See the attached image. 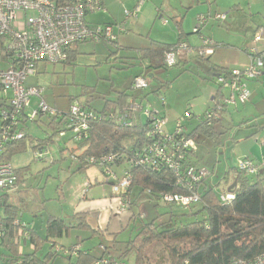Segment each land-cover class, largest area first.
<instances>
[{
  "label": "rangeland",
  "instance_id": "1",
  "mask_svg": "<svg viewBox=\"0 0 264 264\" xmlns=\"http://www.w3.org/2000/svg\"><path fill=\"white\" fill-rule=\"evenodd\" d=\"M149 1H153L155 6L165 12L164 18L169 23L168 27H163L157 20L154 30H149V33L152 31L151 35L154 36L163 34L167 41L173 43L177 36L176 27L171 19L174 16H170L169 12L172 7L178 11V20H186L182 29L184 34L188 35L186 39L188 38L194 47L199 45L194 29L201 15L212 16L202 34L205 38L211 39L217 48L221 47L217 43H224L227 46L243 49L245 42L250 43L253 40L257 27L264 26V0H191L194 2L193 6L186 4L188 0H145L146 3ZM108 2L106 9L103 8L102 11L88 16L89 23L103 22L110 18L116 19L118 24H121L126 19L125 11L133 10L138 0H108ZM254 4L261 6L260 12L255 9ZM216 14H225L227 21L216 22L213 19ZM196 15H198L197 19H195ZM129 22L128 34L134 41L133 44L138 47L142 43L145 44L146 38L135 37L137 31L131 27V21ZM122 36L119 38L118 46L93 42L77 45L78 56L73 63L41 64L37 74L27 79L26 86L43 88V100L46 104L63 114L70 111L74 102L100 112L107 101L117 99L119 92H127L130 100L145 108L151 104L156 111L166 117L169 120L168 131H174L177 121L187 113L192 115L191 119L183 123V130L187 135L191 134L199 124L205 123L206 113L215 108L212 98L216 90L214 84L209 81L208 58L201 59L198 56L190 64L178 63L174 67L163 66L157 60L151 67L148 65L144 67L140 60H137L136 52L131 48L132 43ZM189 47L192 48L190 45ZM233 50L238 51L234 48ZM226 54L231 56L232 53ZM220 57L227 58L224 54ZM213 61L216 62L215 59ZM2 69L6 67L0 62V70ZM136 76H143L150 81L148 89L137 91L133 89L132 83ZM222 93L226 96L228 92ZM37 101L38 98H32V107ZM243 115L239 117L233 114L232 122H229L230 130L222 136L214 133L196 135L198 150L200 149L198 154L201 158L198 166L214 175L210 179L211 182H217L215 187L218 193L228 190L226 184H221L219 178H223L230 169L238 167L242 160L249 159L258 168L264 165L261 161L262 153L259 145L264 140V135H259L256 141L259 143H256L252 137L256 132L251 126H246V123L250 122L244 123ZM142 121L145 122V119ZM48 122V116L42 117L37 123L27 122L24 131L27 135H31L32 139L44 140L53 135ZM221 123H227V120L223 119L216 125L221 127ZM259 125L264 128V123ZM255 126L258 127V124ZM71 135L68 133L65 139L55 135L54 142L46 147L52 154V163L37 162L34 159V151L29 144L30 138L27 139L29 145L27 150L13 156L11 164L16 170L26 168V189H22L20 193L25 198L23 206L20 204L22 223L30 229L31 225L33 227L35 225L41 235L45 236L46 224L50 217H59L67 224L76 225L78 220L74 219L75 215L86 214V222L90 229H71L68 236L57 240L56 243L71 247L80 242L84 250L90 251L93 256L107 251V256L116 259L124 255V251L129 248L123 261L136 264L138 254L136 240L144 226L165 222L168 219L166 214L171 210L183 213L190 210L171 207L150 199L148 195H143L139 199H133L134 203L125 213L116 216L117 214L112 210L117 204L113 198L112 183L105 182V175L97 166L81 170L82 164L75 161L73 156H80L82 151L71 141ZM126 167L123 165L121 172ZM114 170L120 173L118 167ZM232 176L231 174L230 177ZM255 178L249 177L251 181ZM81 187V196L78 197ZM197 208L198 205L193 209ZM51 246L50 243L44 244L39 256L43 257L47 254ZM194 246V242L187 240L157 241L146 250L143 264H169L171 262L169 249L187 251ZM55 264H67V262L59 258Z\"/></svg>",
  "mask_w": 264,
  "mask_h": 264
},
{
  "label": "built area",
  "instance_id": "2",
  "mask_svg": "<svg viewBox=\"0 0 264 264\" xmlns=\"http://www.w3.org/2000/svg\"><path fill=\"white\" fill-rule=\"evenodd\" d=\"M140 5L133 11H125L126 22L121 24L91 25L88 16L102 11L103 0H0V39L6 49L12 54L6 69L0 70V195L19 189L16 169L10 162L2 160V156L9 144L19 142L25 138L23 127L27 122L34 123L41 117L65 118L67 129L59 134L61 139L71 133V141L79 144L88 139L90 123L99 120H110L123 126H131L134 120L143 115L148 121L147 144L141 149L126 154H113L100 158H82L73 156L81 164L99 167L105 175V182L112 183L113 198L116 208L112 210L120 216L130 208L126 196L132 184L129 171L117 173V164L127 163L130 167H142L153 173L163 169L173 170L177 176L176 185L183 189V194L164 193L161 196L164 204H174L184 208L199 205L202 196L199 188L208 179L210 173L202 168L184 165L189 156L198 150L196 137L186 134L183 123L192 118L187 113L177 121L176 129L168 131L169 120L156 111L151 104L143 107L133 101L122 112L113 111L98 113L90 107L74 102L66 114L50 108L43 100L44 89L40 86L29 88L26 81L37 74L41 64L60 65L68 61V52L74 46L93 43H105L118 46L119 36L127 31V20L137 17ZM212 16L198 17L195 34H201L203 28L211 21ZM215 21L224 22L225 14H216ZM263 36V30L257 34V43ZM203 45L197 49V55L209 58L216 44L208 38L202 37ZM191 52L186 43L179 44L175 50L167 53L164 66L174 67L180 56ZM229 77L219 76L217 83L230 90V96L223 98L215 108L206 113V121L220 120L221 114L231 104H245L249 101L251 92L248 83L258 80L264 72V51L254 49L251 63L242 69L231 70ZM150 81L143 76L135 78L133 89L146 90ZM10 94V97H9ZM32 98H38L32 107ZM81 155V154H80ZM37 162L52 163L53 157L48 148H41L34 152ZM119 168V167H118ZM248 177L259 174V168L249 159H244L237 167ZM236 194L223 192L219 194L221 203L228 204L235 200ZM20 225V221L15 222ZM25 227V226H24ZM2 227L0 225V237ZM77 246L76 249H79ZM75 249V250H76ZM68 253V252H67ZM95 264H128L123 260L113 259L102 255ZM183 264H191L189 261ZM230 264H264V253L252 260L233 259Z\"/></svg>",
  "mask_w": 264,
  "mask_h": 264
},
{
  "label": "trees",
  "instance_id": "3",
  "mask_svg": "<svg viewBox=\"0 0 264 264\" xmlns=\"http://www.w3.org/2000/svg\"><path fill=\"white\" fill-rule=\"evenodd\" d=\"M55 1L58 2L59 0ZM178 31L181 40L183 34H181L180 28ZM181 43L183 42L167 45L152 42L150 48L139 50L141 56L139 59L149 60L150 65L157 60L164 62L165 55L175 50ZM77 56L76 46H74L69 50L68 61L65 64L73 63ZM12 57V54L6 49L4 41L0 39V62H10ZM210 69L212 80L215 79V76L229 77L231 74L230 70L216 66H212ZM131 102L130 95L127 92H122L118 94L116 100L107 101L100 112L95 111L103 114L116 111V109L123 111ZM2 105L0 104V109L3 108ZM144 119L145 122L142 121ZM219 121L201 123L190 135L196 137L199 133L218 134L215 125ZM37 122L38 120L35 121V123ZM67 124L65 118H49L48 127L53 130L52 136L44 140H35L25 132L23 140L7 146L2 160L11 163L13 156L26 151L29 146L28 138H30V148L34 152L48 147L54 142L55 135H59L67 129ZM147 128L149 129L148 121L143 115H139V118L134 120L131 126H123L106 119L93 121L90 123L88 139L79 144L78 149L82 151L80 156L82 158H100L113 154L131 155L147 144ZM196 156L197 153L187 158L184 169L186 166L201 168L197 164ZM117 165L121 174L124 171H129L132 176V184L126 194L130 206L134 203L133 199H139L143 195H148L150 199L162 202L161 196L164 193L183 194L185 192L176 185L177 176L173 170L163 169L153 173L142 167H130L127 163ZM123 165L127 167L121 172ZM90 166L94 165L82 164L81 170ZM16 173L18 184L22 185L26 179V168L18 169ZM231 174L237 180L236 198L228 204L221 203L219 199L221 193L217 192L216 187L209 186L206 181L198 190L202 196V201L196 210L193 209L194 207L184 208L174 204H166L190 211L183 213L171 210L166 214L168 219L165 222L144 226L136 240L138 254L135 263L143 264L146 250L155 242L166 240H187L195 243V246L187 251L169 249L171 260L169 264H183L186 261L191 264H230L235 258L252 260L264 253V181L259 179L258 175L253 176L256 178L251 181L245 173L236 167L230 169L225 176L226 185H229ZM9 197L8 193L0 195V225L2 227L0 264H55L59 258L65 259L67 264H95L96 260L102 256L95 258L90 251H85L81 247L76 249L77 246L64 250L62 248L54 249L56 248V241L68 236L71 229H90L86 222V214L75 215L74 219L78 220L76 225L67 224L65 220L50 217L46 224L45 236H42L36 228H27L24 233L26 232L28 237L21 239L19 237L21 227L15 224L17 220L19 221V212L17 207L10 202ZM21 240L23 241L21 242ZM46 243H50L52 246L49 252L41 257L39 252ZM27 244L32 246L33 250L23 248L24 250L21 251L22 246L25 247ZM129 250V248L126 249L124 255L117 259L123 260ZM106 257L109 256L106 255Z\"/></svg>",
  "mask_w": 264,
  "mask_h": 264
},
{
  "label": "crops",
  "instance_id": "4",
  "mask_svg": "<svg viewBox=\"0 0 264 264\" xmlns=\"http://www.w3.org/2000/svg\"><path fill=\"white\" fill-rule=\"evenodd\" d=\"M108 3H109L108 0L107 1L103 0V4H104V8L105 9L107 8ZM186 4H189V5L193 6L194 2H192L191 0H188L186 2ZM139 5L141 7H140V11H139L137 17L127 20L126 26H127V31L128 30L129 31L128 32L126 31V33L121 34L119 36V38H120L123 35L122 38H124V39L128 38V41H130V43H132V47L131 48L135 50L136 55H137V60L141 57L139 55V50L150 48L152 42H157V43H162V44H167V45H174V44H177L178 42L181 41L183 43L189 44L193 49L191 48V52H185V53H183L180 56L179 62H178L180 64H190V63H192L194 58L198 57L197 49L203 45L202 37L204 35L202 33L201 34H197L198 39H199V45H198V47H194L189 42V39L188 38L186 39V36H188V35H185L184 32H183V29H182V26L184 28L186 20H183V19L178 20V18H179L178 14H177L178 11L175 8L172 7V8L169 9L170 16H174L171 19L173 20L174 26L176 27L175 29H176L177 38H176V41L173 43L172 41H167V39L163 36V34L156 35V36H154L153 34L151 35L152 31L154 30V26L157 23V20H159L161 22V25L163 27H168L169 26V23L164 18L165 12H163L161 8L155 6L153 1H149V2L146 3L145 0H138V3L134 7L133 10H135ZM254 7H255L256 10H258V12H260L259 11L261 9L260 5L258 6L257 4L256 5L254 4ZM133 10H131V11H133ZM197 17H198V15L195 16V19H197ZM129 21H131V27L134 28L137 31V35H135V37H139V38H142V39L146 38L145 39L146 40L145 44L142 43V45H140L139 47L136 46V44H133L134 41H132V39L129 38L130 34H128V33H130V29L128 28L129 25H130ZM225 21H227V19ZM93 22H95V23L91 24V22H90V24L91 25H96V24H118V21L116 19L113 20V19H110V18L107 19V21H103V22H99V21H93ZM124 22H126V19H125ZM216 22H219V21H216ZM183 23H184V25H183ZM178 28H180L181 34H183L181 36L182 37L181 40L179 38ZM204 28H203V30H204ZM263 28H264V26L257 27V29H256V31L254 32V35H253V40L250 43L249 42H245L243 44V46H244L243 49H241L239 47L227 46L224 43H217L218 45H221V47L217 48V46H216L217 49L215 48L216 50L214 49L213 54L207 59V62H208V65H210V68L212 66H216V67L231 71V70H236V69H242V68H245L246 66H248L251 63L252 51L254 49H257L260 52L264 51V29ZM149 30H152L151 33H149ZM203 30H202V32H203ZM261 30H263V36H262L261 40L259 42H257V43L253 42L255 37L257 36L259 31L261 32ZM131 31H132V29H131ZM219 40H224V39H219ZM233 48L235 50H238V51L235 52L233 50ZM227 52L228 53H232L231 56H230V54H226ZM223 54H224V56L226 55L227 58H225V57H224V59L221 58L220 55H223ZM229 56H230V58H229ZM214 59L216 60V62H214V61L212 62V60H214ZM140 62H141V64L144 67H146L147 65H148V67L152 66V65H150V61L149 60H140ZM160 62L164 66L163 60H161ZM2 63L7 68L8 62H6V63L2 62ZM145 63H148V64H145ZM210 68L208 70L209 81L212 82L214 84L215 88H216V90L214 89L215 90L214 91L215 95L213 96L212 101H214V104L217 105V103L220 102L223 98H228L230 96V90L228 88H223V87L219 86V84L217 83V80H216L217 78L216 77H215L214 80H212V76H211V73H210V70H211ZM139 73H140V71H139ZM248 88H249V90L251 92L250 101L245 103V104L236 103V104H231L230 106L226 107L225 112H223L221 114V118H220L219 122H221L223 119H225V120H227V123H221V127H219L218 125H215L216 126L215 127L216 132L218 133L217 135L222 136L224 133H226L228 130H230L231 124L229 122H232L233 114H235V115H237L239 117H240V115L244 114L243 115L244 123L250 122V123H246V126L247 127L251 126L252 129L256 132V134L252 135L253 140L255 142L257 141V138H258L259 135H264V128H263V126L259 125V123H264V72H263L262 76L258 80L249 82L248 83ZM223 91L228 92L226 96L222 95ZM119 93H122V92H119ZM9 97H10V94H9ZM117 97H118V95H117ZM131 101L133 102L134 100H131ZM0 104L2 105L1 100H0ZM232 107L235 108V109L233 110ZM116 111H119V109H116ZM255 124L256 125L258 124V127H256ZM196 128L194 130H196ZM170 132H172V131H170ZM256 143H259V142H256ZM259 145H260L261 153H262L261 161L263 162L262 164H264V140ZM199 151H200V149L197 150V152H196L197 156L195 157L196 161H197V164H199L200 159H201L199 157V154H198ZM212 175L213 174L210 173V175L208 176V179L206 180V183L209 186H211V187H215V186H217V182H215V181L211 182L210 178L214 177V175L213 176ZM225 176L223 178H219L221 184L222 183L225 184V181H224V179L226 178ZM263 176H264V165L259 168L258 178L263 180V178H264ZM25 178H26V174H25ZM235 180L236 179H235L234 176L230 177L229 185L233 184ZM25 181H26V179H25ZM84 185H82V187ZM229 185H226V186L228 187ZM82 187L79 189V192L81 191ZM24 188H25V182L22 185L19 186V189L17 191L8 193V195L10 196L9 197L10 198V202L12 204H14L17 207V209H18V212H19L18 213V219H19V221L21 223V226L22 225L25 226V227L22 226L21 229L19 230V237H21V239L22 238L24 239V238L28 237L27 233L26 232L24 233V231H26L27 228L29 229V227H27L21 221L22 211H21L20 204H22V206H23V204L25 202V198L20 193L23 190L26 189V188L25 189ZM81 192L78 193V197L81 196ZM85 196H87V195H85ZM52 217H55V216H52ZM55 218H59V217H55ZM59 219H61V218H59ZM62 220H64V219H62ZM33 225H34V223H33ZM30 227H31V229H35L36 228L35 225H34V227L31 225ZM59 240H62V239H59ZM22 241L23 240H21V242ZM75 246H80L84 250V248H83V246H81L80 242H78L77 245H75ZM75 246L73 245L71 247H65L63 245L61 246V245L56 243V249L58 248L57 250H59L60 247H62L64 249H69V248H74ZM23 248H21L20 250L23 251L24 250ZM25 248H26V250L29 249L30 251L33 250V247L28 245V244L25 245ZM104 252L105 251H103V253ZM103 253L99 252L98 255L95 256V258L100 257L101 255H103ZM106 255H107V251L105 252V256Z\"/></svg>",
  "mask_w": 264,
  "mask_h": 264
},
{
  "label": "water",
  "instance_id": "5",
  "mask_svg": "<svg viewBox=\"0 0 264 264\" xmlns=\"http://www.w3.org/2000/svg\"><path fill=\"white\" fill-rule=\"evenodd\" d=\"M215 77L219 78V76H215ZM236 187H237V180H235L234 183L228 188V192L234 193Z\"/></svg>",
  "mask_w": 264,
  "mask_h": 264
}]
</instances>
